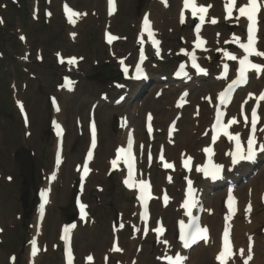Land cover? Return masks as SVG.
<instances>
[{
  "label": "rangeland",
  "instance_id": "1",
  "mask_svg": "<svg viewBox=\"0 0 264 264\" xmlns=\"http://www.w3.org/2000/svg\"><path fill=\"white\" fill-rule=\"evenodd\" d=\"M201 3H207L214 7L216 5V9L213 10V15L209 18L205 28V36L209 40L215 38V30H221L222 35L216 44H210L212 50L201 54L203 64L207 67L209 74L205 77H198L194 72H190V75L183 79L185 83L190 85V89L187 90L181 84V80L174 79V72L180 62L187 61L189 51L195 50L197 45L193 43L194 39L191 36L193 24L189 22L182 25L179 21L180 0H169V5L165 3V0H119L120 13L117 16L108 12L107 0H0V19L3 20V23H0V133L2 135L0 137V170L4 176L7 174L8 182L0 181V226L3 229L0 231V264H26L24 261L25 254H22L21 251L24 247L27 248L30 236L29 222L33 211V205L30 201L35 199L33 188L34 186L38 187L42 178L40 167L44 164V157L38 150L39 157L33 166V183H31L21 174L19 164H16L12 158V151L26 144L42 149L50 143V141H46L49 135L43 130H45L47 120L56 115L55 111L53 112L51 109L48 95L49 93H57L56 85L60 79L56 73L61 74L64 68L68 67V65L60 66L57 64L56 54L58 52L71 58L75 55L85 56L88 62L80 63L79 71L86 69L87 76L81 78V83L75 92H64L60 95L63 105L62 118L66 119L69 128L65 142L70 151V164L67 165V170L64 169L61 177V182L67 185V189L65 188V195L63 196L62 189H59L62 187L61 182H57L55 185V190L59 193V201L49 207L48 215L46 213V216H49L45 227L46 234L40 232L41 240H48L46 241L49 242L48 244L54 241L55 244L47 246L48 251L40 254L37 264H64L63 245L61 240L56 239L58 227L59 225L63 226L64 222L62 207L69 203L68 197L72 193L71 185L79 176L78 173H73L72 164L76 161L82 164L88 146L85 134L78 140L75 120L78 115L83 116L82 119H87L93 102L101 98V91L108 93V99L103 100L101 98L102 103L95 110V118L99 122L101 134L97 155L98 162L93 166L96 171L86 181L84 192L81 193L84 201L91 204L92 215L85 226L82 225L79 218L74 219V222H78V231L75 232V250L78 264H87L84 256L86 254L100 255L96 264L102 263L104 254L105 256L106 254L110 255L109 262L105 264H115L117 260L124 261L126 253L114 255L111 250L115 232L120 235L121 244L128 246V244L136 241L132 245V253L129 259L134 257L133 255L139 254L136 251L138 246L141 247L142 245L145 250L143 254L147 253L148 256L145 257V262L139 260L140 264H163L159 259L163 255V251L158 244H155L153 234L151 233L143 241L139 234H133V226L138 223L134 193L124 189L122 175L119 171L112 175L109 174V164L104 158L109 154L113 157V148L116 147L115 138L118 136L113 120L125 113L127 109L130 110L128 112L133 110V115L138 119L137 129L140 155L144 162L143 171L150 173L157 188L165 185V173L161 171L159 165L149 168L146 165V152L143 149L148 142L145 131V114L147 111H152L157 119L158 131L156 141L153 142L157 143L156 148L159 145L168 147L169 141L177 144L184 139L187 135L186 126L191 127L192 125L189 121L192 122L196 114L199 115V112L197 113L198 108L204 113L201 125L203 128L198 133V137L208 141V135L207 138L204 135L206 132L205 122L211 121L213 106L217 98L216 93H209L217 87L215 86L216 78L221 71V61L226 52L240 48L234 41V35L238 32L244 34L246 27L242 20H229L223 17L222 12L220 14L216 12L217 7H220L222 2L201 0ZM65 4L71 6L78 13L79 11H87L89 16L85 19L82 16L81 20L80 16H77L78 20L71 23L65 12ZM162 5L174 10L175 25L164 26L165 22L162 16L165 12ZM146 11H150L152 17L156 21L158 20L159 30H161L159 38L164 44V54L159 60L153 56L152 51L150 52V59L146 63L150 75L148 82L133 84L131 81L119 78V80L117 79L118 87L114 85L111 88L110 84H112L115 75H110V72L114 71L117 74L115 70L119 71L117 59L126 56L127 62L131 66L137 59V37L141 30L142 16ZM48 13L51 15L49 16ZM212 18H216L217 23H211ZM218 21L220 22L218 23ZM262 26L261 41L264 43V19ZM105 30H112L120 37V41L109 49L104 43L103 33ZM69 31H73L76 35L77 31L79 32L76 44L68 45V43H73L70 41ZM22 36L24 39L20 38ZM185 36H188L187 42L184 40ZM186 48L187 53L184 52ZM23 57H26L28 61L23 60ZM115 60L117 61L116 64L114 63ZM96 65L100 69L106 65L110 67L106 68L107 71L100 73L94 69ZM121 85L124 87L122 88ZM253 86H248L241 91L238 103L239 99H242ZM261 86L260 84L256 85L254 88L256 92L260 91ZM12 90L17 93L13 94ZM45 90H47L46 95H44ZM159 90L162 91L160 97L157 96ZM184 92H188V94L180 98ZM122 97L125 98L124 102H115ZM196 99L200 100L197 101ZM18 101L23 103L22 106L17 104ZM154 101H156V107L149 106ZM201 101L206 104V108L200 106ZM193 102L195 104H191ZM179 104H182L183 107L181 113L178 114L176 111L168 120H165L169 110ZM135 109L137 110L134 111ZM24 111H26L30 121L29 127L26 126ZM178 115H180L179 130L173 137H169L167 134L168 125ZM84 121L83 129L88 125V120ZM170 148L176 150V147ZM198 149L199 147L190 152L195 155L199 152ZM183 151L187 150L180 148L176 152L168 151L169 157L179 163L182 157L180 154ZM45 166L49 169L52 168V164L49 162L45 163ZM250 172H252L250 175L238 180L237 187L239 189L246 188L260 174L264 175V157L260 158L259 165L250 168ZM99 173H103V176L99 177ZM169 186L175 201L163 218L166 226L170 229L167 238L171 239L175 238L177 228V222L172 220L171 214L173 216L179 208V197L184 188V174L178 173L174 184ZM225 187L224 183L215 184L214 191L210 194V198H214V204L221 203L220 196L226 189ZM116 209L120 212L118 229L114 228ZM13 212H17L18 215L10 219ZM154 212L155 216H160L159 213L162 212L158 201L154 204ZM8 220V224L5 225ZM59 232L61 239V231ZM202 247L207 249L209 246L197 245L194 247L195 252Z\"/></svg>",
  "mask_w": 264,
  "mask_h": 264
},
{
  "label": "bare ground",
  "instance_id": "2",
  "mask_svg": "<svg viewBox=\"0 0 264 264\" xmlns=\"http://www.w3.org/2000/svg\"><path fill=\"white\" fill-rule=\"evenodd\" d=\"M216 3H218L219 1L222 2L220 3V7H217L216 12L217 13H221L222 12V7H223V11H226L225 9V4L227 3V0H212ZM199 2V0H198ZM239 2L240 4H244L247 2V0H237V8H235L233 10V16H236V14L238 13V7H239ZM117 5H118V11L119 12V4H118V0H117ZM167 5H169V1L167 3ZM183 0H181L180 2V7H179V15H180V11L183 9ZM163 9H164V14L162 16L164 23V26H168V25H175V20H174V10L171 7H166L165 5H162ZM213 9H216V5L215 7L213 6ZM212 13V11L210 10L208 12V15H210ZM225 14V12H224ZM244 22L247 24V20L246 18H244ZM148 20L150 21V27L149 28H145L144 32L145 35H148L149 38L155 36L154 34V30L156 31L157 34V27H158V20L156 21L153 17L150 19L148 18ZM154 29V30H153ZM149 31H151L152 35H149ZM205 25L202 26V28L200 30H194V32L191 33V36L193 38H195V40H205L206 44H216V42H218V40L220 39L221 35H222V31L221 30H215V38L211 39V40H207L205 34ZM259 31H260V27H259ZM240 38H239V42L240 43H246L247 42V37L245 39H242V35L239 33ZM258 36V34H257ZM259 39V38H258ZM184 40L187 42L188 41V36L184 37ZM256 46L260 51H264V43H262L261 41L257 40L256 42ZM212 49V48H210ZM160 50L161 47H160ZM259 51V50H258ZM256 56V55H255ZM257 58L262 56H256ZM230 61H228L227 59L222 60V65L225 63H228ZM222 68V67H221ZM264 72V71H263ZM221 73V72H220ZM231 75V71L229 72L228 76L225 79H221L219 78L217 80V82H215V86H217L214 91H212L209 94H214L216 93L218 95V93L220 91H222V89L224 88V86L227 84L228 80L230 79ZM264 79V75L261 79H257L254 80L255 82V86L257 84H263L262 81ZM181 84L183 86H185V89L188 90V88L190 89V85H188L187 83H185L184 81H180ZM226 83V84H225ZM223 86V87H222ZM252 87V89L247 93V97L250 96H254L253 93V89L254 87ZM193 87V84H192ZM222 87V89H221ZM194 88V87H193ZM251 94V95H250ZM220 95V93H219ZM219 97V96H218ZM197 100V99H196ZM200 100V99H199ZM197 100V101H199ZM156 101H154L153 103L149 104V106H154L156 107ZM191 104H195L194 102ZM262 107H263V112H262V118L260 123H262V125L259 127V140H260V144L264 145V100L263 102H261ZM240 105H246L244 100H240ZM199 106V105H198ZM200 106H202V108H206V104H204L202 101L200 102ZM137 109H135L134 111H136ZM226 110H228V113L230 112L231 115H234L236 120L238 121L237 123L233 124V128L235 130L238 131H243L246 127L247 124L241 122L237 115H236V110L231 111L228 107H226ZM230 110V111H229ZM129 109H127L125 112L128 116V114L131 116L129 117V121L130 122H125L123 121L124 119L122 118H117V120H115L114 126L117 128V136L115 138L116 144L118 145V147H125L128 137H133L134 139H136V142L138 143V129H137V125H138V119L135 117V115H133V110H131V112ZM181 112V110H177L175 107H173L171 110H169V112L167 113V115L165 116V120H168L169 117H171L173 115L174 112ZM198 113V112H197ZM147 114V112H146ZM196 114V112H195ZM123 115V114H121ZM204 116L203 111H201V113L198 115L196 114V117L193 119V121L191 122V120L189 121L192 125L191 127L189 125L186 126L185 131H186V137L182 140L179 141V143L177 144L176 150H172V149H168L169 152H176L177 150H179L182 147H186L187 149H189V151L196 149L199 147L198 149V153L196 154L198 157H200L204 152L201 150L202 148H200V145L206 142V139L201 140L198 137V133L201 132L202 128V118ZM146 115H145V123H146ZM192 117V116H191ZM110 119V118H108ZM163 119V121H165ZM171 119V118H170ZM214 119V114L212 116V121ZM212 121L210 123L209 120H207L205 122L206 124V131L208 129V127L211 129V125H212ZM155 132L157 131V129L154 130ZM99 141V140H98ZM99 144V143H98ZM89 146V145H88ZM87 146V147H88ZM156 146L155 145H147V147L149 149H154ZM206 146V145H205ZM202 147V146H201ZM98 148V146H97ZM97 148L94 152V155L92 157V159L90 160V164L96 162V156H97ZM162 149V148H161ZM232 150V141L227 139L226 137H221L219 139V141L216 143V148H215V152H214V157L218 158L221 162L220 163H224V165L227 167V170L229 168V161H230V157L228 156L231 153ZM117 151V149H116ZM115 151V154H116ZM264 153V152H263ZM69 155H70V151H69ZM228 157V159H227ZM113 161V160H112ZM70 161H68V164ZM110 163V162H109ZM112 163V162H111ZM111 163L109 166H111ZM122 163V162H121ZM247 164H241L240 168L238 167L236 173H231L230 171L226 172V182L229 183L227 189H225L221 196H220V200L222 199L223 202H217L214 204V198H210V194L211 192L214 191V185L210 182V180L208 181H203L200 182L199 184L196 185V191H197V196H198V203L200 206H202L204 213V222L208 225H210L211 227V236H210V241H209V247L206 249L205 247L200 248V250H197L195 252V249L193 250L192 248L189 250L182 248V244L176 240H174V238H171V240L168 241V244L166 245V247H162L161 244L159 246L160 249H172L173 247H177L176 252L181 254V257H184L185 259H183L182 264H222V261L217 259V256L219 255V253L221 251L224 250V241H223V235L225 230L227 229L229 232V241L232 247V257L230 259L227 260V264H244V260L246 259V255H247V249L249 248V246H251L252 249V255H253V259L251 261H249V264H264V175H259L257 178H255V181H251L249 183V185L246 188H242V189H234L231 190L229 187L233 186V183H236L240 178H242V176H246L248 174H250V167H246ZM263 170V169H262ZM142 171L140 170V165L138 168V172L136 174L135 177H133V182L135 180H138L141 178L142 175ZM93 175V171L91 172V174L89 175L88 179L91 178ZM103 176V173H99V177ZM126 176V174H125ZM54 178H55V173H52L49 179L45 181V183L41 186V195L42 198H48L50 201L52 199L51 194H50V187H52V184L54 182ZM3 180V176L0 174V181ZM233 182V183H232ZM166 187V186H165ZM214 187V188H213ZM127 188V187H126ZM129 189V188H127ZM129 190H135V188L129 189ZM128 191V190H127ZM137 195V194H136ZM184 196H185V190H184ZM184 196H183V200L181 203L182 208H180L179 210H177V215L175 217L172 216V219L174 220V218H178L180 221H187L189 220V217L187 216V213L183 210V202H184ZM231 197V199H230ZM229 201H232V203L230 205H228L227 203ZM172 199L170 201V205H171ZM249 205H250V209H249ZM43 205H40L38 208V213L35 216V220H34V224L32 227V231H31V243H30V248L28 247V252L29 255L27 257V261L26 264H34L38 262V260L40 259V252H41V245H40V238H39V232L41 229L40 226V219H44V214L47 211L48 207L50 206V204L48 205V207H42ZM136 209L138 212V217L139 213L141 215V209H142V205H141V199L138 197L137 195V205H136ZM197 209L195 210L194 214H197ZM214 212V215L212 217L209 216V213ZM163 212V211H162ZM163 215H165L164 213H161ZM49 218V217H48ZM47 218V219H48ZM46 219V220H47ZM44 219V221H46ZM136 228H138V225L136 226ZM60 229V226L58 227V230ZM78 231V230H77ZM166 233V230H164L162 237H164V234ZM166 235V234H165ZM33 241H35V244H33ZM55 244V242H51L49 245ZM135 241L130 243V245L128 244L129 248H132V245H134ZM47 242H45L44 244V248L46 246ZM36 248V254L33 255V248ZM119 247V245H118ZM243 249L245 250V254L241 255L240 254V250ZM129 250V249H128ZM120 252L123 253V247L120 245ZM126 252V251H125ZM127 253H131V250H129ZM167 253H172V251H167ZM171 255L168 254L167 257ZM85 256V261L87 262V264H92V261H88L87 257L89 255H84ZM148 254H141L139 255L141 261L145 262L146 259L145 257H147ZM94 257V256H92ZM96 257V262L97 259L100 258V255L95 256ZM94 257V259H95ZM129 256L127 255L126 257V261H128ZM95 261V260H94ZM94 264V263H93Z\"/></svg>",
  "mask_w": 264,
  "mask_h": 264
},
{
  "label": "snow or ice",
  "instance_id": "3",
  "mask_svg": "<svg viewBox=\"0 0 264 264\" xmlns=\"http://www.w3.org/2000/svg\"><path fill=\"white\" fill-rule=\"evenodd\" d=\"M165 3H166V0H165ZM109 4L111 6V11H115L114 0H109ZM184 7L185 8H191L193 16H197V14L199 13V20L201 22H204L207 11L209 8L212 7V5H207V6L198 5L196 0H184ZM235 8H237V0H227V3L225 4V9L227 12V18H231L233 16V10ZM262 9H264V0H247L246 3H244L243 5H240L238 7L239 15L236 17V19L239 20L241 17H244L248 21V24H247V42L239 44L240 48H242L244 50V52L247 54L244 55L239 61V63H240L239 79H238V81H234L233 84L245 83L246 79H247L246 73L249 69H255L257 72L264 71V65L252 63L249 60V56L253 55V54L256 56L264 57V51H258L256 49V46H255L256 45V32H257L258 16L260 15ZM65 12L67 13L68 20L71 23H75V20H73V17L80 16V15H86V13H78V12L72 10L70 7H68L67 4H65ZM48 15L50 16L51 13H48ZM183 20H184V17L182 14L181 15V21L183 22ZM0 23H3L2 19H0ZM211 23H217L216 18H212ZM144 25L146 28L150 27V21L148 20L147 16H145V18H144ZM199 27H200V25H197V29H199ZM73 35H75V34H73ZM149 35H152L151 31H149ZM20 38L24 39L23 36ZM114 39H117V37L112 36L111 34L108 35L109 43H111ZM234 41L239 42V37H234ZM154 43H158V42L154 41ZM202 43H203V41H201V43H198L197 47H201ZM157 55H159V52H157ZM228 55H229V58L232 60L237 59L236 56H233L231 54H228ZM76 62H77V58H75V57H72L68 60V63L73 64V65L76 64ZM61 63H64L63 59L61 60ZM193 65L196 66L194 56H193ZM181 67H183V66H181ZM225 69H227V65H225ZM199 71L204 72L205 70L200 68ZM231 87H232V85L229 86V90L231 89ZM223 95L226 96V93ZM259 99L264 100V93L260 94ZM57 110H59V109H57ZM252 116H253V118H252V122H251V127H252V131H253V136L250 137L248 140V155L247 156H243L241 154L239 134L237 133V134L233 135L227 131L228 126H231V125L237 123L238 121L233 118L227 122L226 126H223L224 134L228 135L229 139H234L236 141V144H237L236 155L240 159L251 160L254 158V155H255V149L253 147V145L255 143L254 133L256 131V125H257V116H256L255 109H253ZM148 119L151 120V115H149ZM245 121H247V117H245ZM57 127H59V126H57ZM217 127H220L219 118H217ZM149 131H151V128H149ZM215 139H216V137L214 136L213 140H215ZM94 145H95V126L93 125V146ZM130 150H131V142L129 143V157H130ZM261 150L264 151V147H262ZM119 151L123 152L124 150L120 149ZM204 151L211 153L212 150H211V148H205ZM91 158H92V153L89 152L88 153V159H91ZM118 159H119V157H118ZM161 159L163 160V156H161ZM191 159H192L191 157H188V159L185 161V164H184L185 167H188ZM126 162L129 164V168L131 169L132 168L131 159L129 158V160H127ZM112 163L114 166L116 165L115 160ZM164 167L165 168H173L174 165L171 163H165ZM212 167L215 169V171L212 173L209 172V166H204L202 168H198L197 170L203 171L205 173V175H212L213 178H215V173H218L222 166L221 165H212ZM88 171H89V169H88L87 165L85 164L84 165L85 174H87ZM169 179H171V178H169ZM125 183L128 184L129 187L133 186L132 184L128 183V181H125ZM140 184H141V191L143 192L148 187V185L144 181H141ZM192 191L193 190L191 189V182L189 181V192H190V194ZM141 198L144 199L143 196ZM167 199H168V197L165 195V197H164L165 203L167 202ZM230 199H231V197H230ZM84 207H85L84 205H81L82 209ZM185 207H190V204L188 201L185 202ZM249 209H250V205H249ZM72 227H75V225H73ZM121 227H123V225H121ZM0 231H2V229H0ZM156 231L162 232L163 229L162 228L156 229ZM68 232H69V229L66 227L64 229L65 235H64V237H62L63 239H65V240L68 239V235H67ZM181 239L184 240V247H189L190 246L189 242L195 243L197 240H200V239H204L206 241L207 240V229L206 228H203V229L196 228L191 233H188L186 235L182 234ZM224 241H225L224 250L219 253V255L217 256V259L221 260L222 264H227V260L230 259L233 255L232 247H231V244L229 241V232L227 229L224 232ZM33 244H35V241H33ZM115 250L119 251L120 249L117 248ZM36 251H37V249L34 247L32 254L35 255ZM240 254L244 255L245 250L241 249ZM13 259H15V258L13 257ZM183 259H185V258L181 257L180 255H177L175 257V259H173L172 257H168L170 264H182ZM252 259H253L252 249H251V246H249V248L247 249V255H246V259L244 260V264H249V261H251ZM87 260L91 262L93 260V257L91 255H89L87 257ZM69 264H71V252H69Z\"/></svg>",
  "mask_w": 264,
  "mask_h": 264
},
{
  "label": "flooded vegetation",
  "instance_id": "4",
  "mask_svg": "<svg viewBox=\"0 0 264 264\" xmlns=\"http://www.w3.org/2000/svg\"><path fill=\"white\" fill-rule=\"evenodd\" d=\"M57 77L60 79L59 76H57ZM43 131L46 132L47 135H49L46 138L47 142H49L52 139V137H53V130H52V127H51V124H50V119L46 123L45 130H43ZM39 142H40V140L38 141V144H39ZM37 149L41 152V156L44 157V163H47L48 162L47 159L49 158V155H53L54 154V148L49 147L47 145L44 146L42 149L36 148V150ZM42 166H45V165L43 164Z\"/></svg>",
  "mask_w": 264,
  "mask_h": 264
},
{
  "label": "water",
  "instance_id": "5",
  "mask_svg": "<svg viewBox=\"0 0 264 264\" xmlns=\"http://www.w3.org/2000/svg\"><path fill=\"white\" fill-rule=\"evenodd\" d=\"M19 156V159L22 161V165H23V169L26 168V169H30V161H29V158L27 156L24 155V153L22 152L21 155L20 153L18 154ZM25 172V171H24ZM26 175H30L29 172H25ZM74 202H75V195L72 197V205H71V208L74 206Z\"/></svg>",
  "mask_w": 264,
  "mask_h": 264
}]
</instances>
